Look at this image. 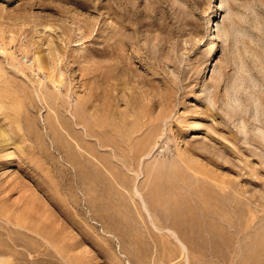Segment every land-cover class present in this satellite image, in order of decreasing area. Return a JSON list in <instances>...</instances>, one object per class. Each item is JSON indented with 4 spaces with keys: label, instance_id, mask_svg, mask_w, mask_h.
Returning a JSON list of instances; mask_svg holds the SVG:
<instances>
[{
    "label": "rangeland",
    "instance_id": "374dc122",
    "mask_svg": "<svg viewBox=\"0 0 264 264\" xmlns=\"http://www.w3.org/2000/svg\"><path fill=\"white\" fill-rule=\"evenodd\" d=\"M1 125L0 264H264V0H0Z\"/></svg>",
    "mask_w": 264,
    "mask_h": 264
},
{
    "label": "bare ground",
    "instance_id": "6f19581e",
    "mask_svg": "<svg viewBox=\"0 0 264 264\" xmlns=\"http://www.w3.org/2000/svg\"><path fill=\"white\" fill-rule=\"evenodd\" d=\"M213 10H215V9H213ZM205 27L207 28V38L204 41V50H205L206 61H205L204 65H203L202 69H203L204 72H208L210 70V68L212 67V65H213L214 52H215V48H216V44H217V42H216V32H215V29H214V19L211 20L210 18L209 19L207 18V20L205 22ZM1 126H0V134H1V137H2V134L5 135V132H6V135H7L8 132L5 129H3V126L2 127ZM5 137L6 136H4V138ZM7 137H8V135H7ZM7 137H6V139H7Z\"/></svg>",
    "mask_w": 264,
    "mask_h": 264
}]
</instances>
